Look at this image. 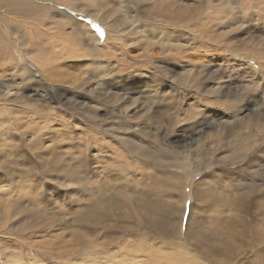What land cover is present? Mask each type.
Listing matches in <instances>:
<instances>
[{
  "label": "rangeland",
  "instance_id": "rangeland-1",
  "mask_svg": "<svg viewBox=\"0 0 264 264\" xmlns=\"http://www.w3.org/2000/svg\"><path fill=\"white\" fill-rule=\"evenodd\" d=\"M2 1L4 7L16 6L20 10L25 7L24 11L32 8L37 12L32 15L37 18L31 17L33 19L29 18L26 23L25 17H19L21 14L0 9V24L8 18L11 28L19 35L16 39H4V44L7 47L15 45L13 54L19 63L36 70L14 82L9 81V76L0 78V90L10 92L1 101L12 109L19 108V131H24L28 116H34L35 121L40 119L33 112L41 115L46 109L42 106L45 101L64 110L66 115L62 119L56 114H46L50 115L47 121L41 117L42 122L37 126H34L37 122L31 124V131L23 140L19 135V146L0 155V162L7 165L10 156L14 159L12 167L7 168L11 178L4 177L3 182L0 181V219L16 215L11 221L19 220L15 224L8 222L6 233L0 229V264H18L16 261L21 253L25 257L22 264H190L193 256L205 259L198 252L206 255L210 243L217 246L212 255L216 261L205 259L209 264H220V261L222 264H264V243L257 244L264 236V192L259 203L249 206L251 213H243L240 219L236 217L241 214L230 207L241 192H250L247 184L253 171L249 164L236 177L227 172L237 164L227 163V167L219 164L212 170L208 167L204 170L207 173L205 181L198 186L199 177H193L185 193L187 203L181 232H187L190 240L186 239L184 249L174 248L175 238L166 237L162 231L165 212L171 204H159L163 191L169 192L156 178V175L163 178L167 167H176L181 155L172 154L174 150L200 153L201 146L214 145L227 125L243 131L250 125L261 132L264 129V0ZM46 13L51 15L44 17ZM75 20L83 22L92 32L80 34L87 45L79 50L82 53L79 59L61 57L57 67H48L46 58L55 48L52 41H38L37 38L21 41L24 25H66L65 32L71 33ZM107 39L118 40L116 42L130 49L131 54H117L118 62L116 58L109 59L107 49L111 44L106 43ZM39 57H43V70H40ZM52 74L58 76L59 81H52ZM84 79L88 80L85 84L82 83ZM174 101L177 109L165 113L164 109ZM69 108H76L80 117L71 118ZM149 115L152 120L147 121ZM11 120L14 118L9 122ZM61 120L70 123L63 124ZM40 128L45 131L40 139L43 144L51 146L54 140L57 142L50 158L36 157L38 150L32 153L25 144L41 142L40 137L38 141L33 138L34 142L27 140L31 138L30 133ZM93 128L99 130L94 145L88 138ZM154 134L157 146L153 149L158 153L153 165L149 168L144 165L146 177L151 178L148 195L143 199L135 194L132 199L143 203L140 206L146 214L132 219L114 212L115 216L106 223L89 227H95L96 231L84 229V224L90 220L84 200L87 197L74 192L73 182L81 180L82 173L90 176L86 177L87 181L96 180L94 169L104 168L99 160L101 146L106 141H112L109 151L113 155L103 165L112 167L122 159L117 154L123 144L128 142L133 147L144 144L150 148L149 142L143 141L153 140ZM225 134L224 139L231 142V135ZM164 149L169 151L167 156ZM223 154L224 149L220 152ZM262 159L264 164V157ZM209 161L206 160V164H211ZM241 164L242 161L238 168ZM67 166L75 167V179L61 177ZM256 169L264 178V165ZM140 177L127 173L116 181H125L134 189V180ZM209 185L213 189L205 193L203 189ZM96 187L93 195L106 198L102 187ZM109 187L115 198L129 199L133 193L115 184ZM227 187L231 190H226ZM208 200L211 205H206ZM98 201L102 202V198ZM152 201L157 204L144 208L146 202ZM174 203L182 206L176 199ZM4 211L8 214H3ZM150 217L154 220L147 224L143 219ZM177 217L178 213L169 217L168 226ZM137 220L141 222L135 223ZM42 223L45 225L38 227ZM69 228L73 229L74 243L63 234ZM158 229L161 234L155 232ZM1 236L8 239L1 241ZM84 236L93 242L77 245ZM228 249L232 251L229 253ZM221 252V259H217Z\"/></svg>",
  "mask_w": 264,
  "mask_h": 264
},
{
  "label": "bare ground",
  "instance_id": "bare-ground-1",
  "mask_svg": "<svg viewBox=\"0 0 264 264\" xmlns=\"http://www.w3.org/2000/svg\"><path fill=\"white\" fill-rule=\"evenodd\" d=\"M3 5H4V2L2 0H0V9H6L7 11L12 12L13 14L14 13L21 14L19 17L20 18L25 17L24 21L26 23H28L27 21L31 17L37 18V16L32 15V13L33 14L37 13L36 11L34 12V9H32V8L30 10L24 11L25 7L22 10H20V9L16 8V6L14 8H11V6L4 7ZM18 5H19V3H18ZM21 6H23V5H21ZM47 14L51 15V13H46L45 15L43 14V16L46 17ZM47 17H49V16H47ZM14 18H16V17H14ZM16 19H19V18H16ZM31 19H33V18H31ZM8 21H9V19L6 18L5 21L2 20L1 24H0V25L4 24V26H0V70H2V73L0 74V78L4 79L5 77L9 76V79H10L9 81L14 82L15 79L17 80L20 77H24L28 74L35 73L36 70L33 71L29 66L22 64V63H19V60L16 57H14V54H13V52L15 50V45L7 47L4 44V39H11L12 40V39L18 38V36H19L18 31L15 32V29L11 28L10 24H12V23L8 22ZM79 22H81V21H78V22H77V20L73 21L71 26H74V27H73V30L71 33L65 32V30L67 28L66 25L58 26V27H56V26L46 27L44 25L36 26L37 24L34 27H31V26L27 27L24 25V28L21 29L22 30V34L20 35V37H22L21 41H22V43H25L26 40L29 38H32V39L37 38L38 41H52V44H54L55 48L53 50V54L46 58V65L48 67H57L60 64L59 62L61 60V57L62 58L63 57H65V58L78 57V59H79L82 56V53H80L79 50L86 48V45H87L86 42L87 41H85V43H84V38H82L80 34L86 33V34L90 35V34H92V32L89 30L88 26L83 24V22L82 23H79ZM66 34L68 36H66ZM116 41H118V40H116ZM116 41L107 39L106 43L111 44V46L109 45L110 47L107 49L108 54H109V56H107V57L109 59L116 58V61L118 62V60H119L117 57L118 55L119 56L126 55L125 52H127V56H128L131 54V52H130V49H124L123 45L120 43H117ZM93 42H94V40H93ZM31 45L35 46V43L31 44ZM95 48H96V46H95ZM33 49L34 48L30 49V51ZM73 50L75 52H72ZM101 50L97 51V52H101ZM151 54L152 53H150L149 55H151ZM34 57L38 58V55H35ZM38 63L40 65V70H43V57H39ZM129 63L131 64V62H129ZM120 69H123V68L120 67ZM57 80L59 81L58 76H55L52 74V81L55 82ZM61 81H62V79H61ZM87 82H88V80H86V79H84L82 81L83 84H85ZM9 93H10L9 91L0 90V155L7 152L13 146H19V135L21 136V139H22L25 134H28L31 131V128L33 126L31 124H34L37 122V124L34 125V126H37L38 123L40 124V122H42L41 117L45 121H47V119L50 118V115H53V114L60 116L62 119H64L62 116L66 115L64 113V110H58L57 107H55V106L53 107L45 101L44 104H42V106L46 107V109L43 113H41V115H38L35 112H33L34 115H36L40 119L38 121H35L34 116H28L29 119L27 121H25L24 125H23L24 131H19V125L21 124V122L19 120V108H15V109L13 108L12 109V108L8 107L7 105L3 104L4 101H1L2 98L7 97ZM4 100L6 101L7 99H4ZM42 109L43 108H41V110ZM69 109L72 110V112L70 114L71 118L77 119L80 117V115L76 114V108H69ZM176 109H177V107H176L175 101H174V102L167 105V107L164 109V112L165 113H172ZM21 111H22V109H21ZM13 114H15V116H12ZM46 114H50V115H46ZM198 114H201V112H198ZM257 117L263 118V116H257ZM11 118H14V121L11 120L9 122V120ZM146 120L147 121L152 120L151 116L149 115ZM61 121L63 122V124H65L66 122H67V124L70 123V121H68V120H64V121L61 120ZM255 123H256V125H258V122H255ZM235 129H236V127H233V126L231 127V126L227 125L226 129H225L226 131L224 132V134H220L215 139L214 145H212L211 147L201 146V148L199 149L200 153H197L196 150L193 151V150H186L185 149L183 151H180L182 153L174 150L172 152V154L176 153L177 156L181 155V156H178L180 158V160L175 163L176 167H174L173 169H170V166L167 167L165 176L163 178H160L158 175H156V178L160 181L163 188L164 187L168 188L166 191L169 192V194H167L163 191V197H161L159 204L162 202H167V203L171 204L169 211L166 210V212H165L164 221L162 223V231L166 237H174L175 238L174 242L172 244L174 246V248L178 246L180 249H184L183 245H184V243L186 244V242H185L186 239H188L190 237L187 232H181L184 230L183 229L184 226L182 225V218H183V216H185L184 207H186L185 204L187 203L185 193H186V190L190 184V181L193 179V177H195V176L199 177V180L196 183L197 186L199 183H203L205 181V179L207 177L206 176L207 173H205L204 170L206 168L209 167L210 170H212L213 167H215V165L221 164L223 167H227L226 166L227 163L228 164L234 163L237 165L232 167L231 170L227 172V174L230 173L231 175L230 174L229 175L233 176V177L240 175L239 172H244L245 171L244 167L247 166L248 164H249L248 165L249 168H252L251 171H253V172H251V174H253V176L250 177V180H249L250 182L247 184L248 189H250V192L248 194H244L245 192H241L240 196L236 197L234 200H232V205H230V207L232 209L237 210L241 214V215H239V217H236V218H238V219L242 218L240 216H244L243 213L245 215H249L251 213L249 210V206L252 205L253 203L257 204L260 202L262 192H264V178L260 176L261 171L256 169V167H260V166L264 165L262 163L263 162L262 157H264V129H262V132H261L258 130V128H256L253 125L248 126L246 131H243L241 129H238V130H235ZM226 132L229 133V136L231 135V142H228L224 139L226 137V134H225ZM44 133H45V131L40 128V130L38 132L30 133L31 138L30 139L27 138V140L28 141L31 139L33 140V138H34V140L38 141V137H40L39 138V140H40L42 137V134H44ZM47 133H49V132H47ZM32 134H34L33 137H32ZM98 134H99V130L97 128H93V130L88 134V138L91 139L89 141L90 144H93V145L95 144V139L98 138ZM49 137H47V138H49ZM153 137H154L153 140L144 139V141H143V142H149L150 148H146L144 146V144L136 146V147H133L131 145V143H128V142L123 144L122 145L123 148L121 147V151L117 154L122 159H120L119 162L114 164L112 167L110 165H107V166L103 165L108 160V158L113 155L109 151L112 141H109V142L106 141L105 145L102 144L101 148H102V150L108 152L109 154L106 152L103 153V151L101 150L102 158L99 160V163H101V165L105 169L104 168H101L102 170H99L98 168L94 169V172L96 174V176H95L96 180H94L92 182L87 181L86 177L90 178V176H88L84 173H82L81 180H77V181L73 182L75 185V187L73 188L75 190L74 192L77 193L78 195H82L83 197H85V196L87 197L84 200L87 201L86 202L87 206H85V207L87 209V214L90 217V220L88 223L84 224V226H83L84 229H86L88 231H96L95 227H91V228H89V227L92 225H98V223H106L107 220H109L115 216L114 212H121V215L123 217L132 218V219L134 217L139 218L141 216V214H143V215L146 214L145 210H143L142 207L140 206V205H143V203L137 201V199H135V201L132 199H133L135 194H139L143 199H145L148 195L149 184L151 182V178L148 177V175L146 177V175H145L146 174V172H145L146 168L144 167V165H146V167H148V168L151 165H153L155 162V156L158 153L157 150L153 149L157 146V144H156L157 135L154 134ZM131 139L132 138H128V140H131ZM34 140H33V142H34ZM22 144H23V142H22ZM25 144H27L29 146L31 152L33 150H38V151H36L37 153L35 154V155H37L36 157L44 159V158H50V153L54 152L56 150L55 147L57 145V142L55 143V140H54L53 145H51V146L47 145V144H43L42 141L41 142H35V143L26 142ZM172 148L174 149L175 146H172ZM166 149L163 150V153L165 156H167V154L169 152ZM222 149H224L225 154L220 155V152L222 151ZM31 152H29V153L31 154ZM206 160H210L209 162H211V164H209V163L206 164ZM13 161H14L13 157L10 156L8 158V162H9L8 165L3 163V162H0V173L3 176V178H1L0 181L3 182L4 177L6 179L11 178V176L9 175L10 172H8L7 168L10 169L12 167ZM240 161H242V164H241L242 166L240 168H238L239 167L238 163ZM78 168L82 169L83 166L78 167ZM15 169H18V167L15 166ZM225 169L226 168H224L223 170H225ZM73 170L75 171V167L67 166V170L61 172V177L64 180L75 179V173ZM126 170L128 172H126ZM11 173H13V172H11ZM127 173L131 176H135V175L141 176L139 179L134 180V183H133L134 189L129 183H127L125 181H116V179L118 177H122ZM148 173H149V171H148ZM142 178H145V179L143 180ZM260 178L262 179V182H261ZM87 182L90 183L89 186L86 185ZM114 184L118 187H121L123 190H131L133 192L131 194L132 196L129 198L131 200L121 199L119 197H117V198L113 197L111 195L112 190L110 189L109 186H112ZM96 186L102 187L100 189L105 191L104 195L106 196V198L101 197V195L100 196H94L93 195L95 190L97 189ZM210 189H213V186L209 185V187H206V188L204 187L203 191L206 193V192H209ZM227 189L229 191L230 188L227 187L226 190ZM172 192H173V194H172ZM238 195L239 194H237V196ZM100 198H102V202L98 201ZM195 198H197V197H195ZM175 199L177 200V203H182L183 207L181 206V204H175L174 203ZM232 199H233V196H232ZM84 200L82 201V204L85 203ZM154 204H157V203L155 201H152L150 203L146 202V204H144V208H152ZM207 204L211 205L212 203H211V201L208 200L206 205ZM201 206H204V205L201 204ZM202 210H203V208L199 212L202 213ZM222 212H223V209H222ZM174 213H178L179 219L177 220V218H178L177 217L176 219L171 220L170 226H168L167 220L169 217H172ZM3 214H8V212L4 211ZM154 214H158V213H154ZM168 214H169V216L167 217ZM192 214H193V212L192 213L190 212V215H192ZM190 215H189V218H192ZM14 217H16V215H14L12 217L10 216L7 219H0V229H2L3 233H6V231H8L6 229L8 222L15 224L19 221V220H12L11 221V219H14ZM55 220L56 219H54V220L52 219V221H55ZM143 220H145L148 224L149 222H153L154 219L152 217H150L149 219H143ZM201 221H202V219H201ZM140 222H141V220H137L135 223L139 224ZM44 225H45V223H42L38 227H42ZM199 226L200 225H198V227ZM31 227H33V226H31ZM60 228H63V227L61 226ZM3 229H5V230H3ZM254 229H256V228H254ZM20 230L24 231L23 228H20ZM18 231H19V227H18ZM155 232L160 233L159 229L155 230ZM97 233L100 234L99 231ZM181 233L182 234L185 233V236L182 237ZM23 234H24V232H23ZM63 234L66 236H69L70 240L73 242L74 232H73L72 228H69L68 232H63ZM3 235H5V234H3ZM182 238L184 240H182ZM201 238H203V237H201ZM7 239L8 238L6 236H1V241H5ZM22 240H23V238H22ZM188 240H190V239H188ZM92 242H93V239L89 238L88 236H84L82 241L79 242L77 245L86 246V245H90ZM189 243L187 242V244H189ZM263 243H264V236L261 237V241L257 244L261 245ZM199 245L202 246L201 243H199ZM239 245H240V243H239ZM216 246H215V243L207 244L206 255H205V253H201V252H198L197 249L196 250L199 253V255L202 254L203 256H205V259L207 261L213 262V261H216V258L212 257V255H214V249ZM185 249H187V248L185 247ZM229 251L230 250L228 249V252ZM17 253L19 254V252H17ZM241 253H242V251H241ZM219 254H220V256H218L217 259L219 257H220L219 259H221V257H222L221 256L222 252ZM217 255L215 254V256H217ZM24 258H25L24 254L21 253L19 260L17 259L16 262H18V264L19 263L22 264L23 262H25ZM203 258L201 256H193L192 259L190 260V264H209ZM253 259H255V258H253ZM37 261L39 262V260H37ZM37 261H36V263H37ZM217 261H219V260H217ZM216 263H218V262H216ZM220 264H222L221 261H220Z\"/></svg>",
  "mask_w": 264,
  "mask_h": 264
}]
</instances>
